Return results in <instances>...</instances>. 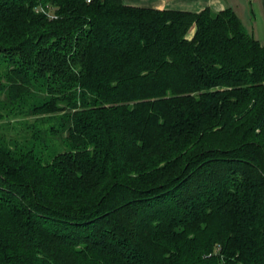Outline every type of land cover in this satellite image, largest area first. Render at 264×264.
<instances>
[{
    "label": "trees",
    "instance_id": "obj_1",
    "mask_svg": "<svg viewBox=\"0 0 264 264\" xmlns=\"http://www.w3.org/2000/svg\"><path fill=\"white\" fill-rule=\"evenodd\" d=\"M9 117L49 128L0 134V264H264V44L232 9L0 0Z\"/></svg>",
    "mask_w": 264,
    "mask_h": 264
},
{
    "label": "rangeland",
    "instance_id": "obj_2",
    "mask_svg": "<svg viewBox=\"0 0 264 264\" xmlns=\"http://www.w3.org/2000/svg\"><path fill=\"white\" fill-rule=\"evenodd\" d=\"M243 13L239 16L247 31L253 35L261 44H264V7L256 6L255 1L243 0ZM253 2V3H252ZM35 117H9L0 122V134L4 135L8 140L14 139L23 141L31 137L32 132L40 129L49 128V124L35 123ZM52 146L58 152L65 150L64 146L58 139L52 140Z\"/></svg>",
    "mask_w": 264,
    "mask_h": 264
},
{
    "label": "crops",
    "instance_id": "obj_3",
    "mask_svg": "<svg viewBox=\"0 0 264 264\" xmlns=\"http://www.w3.org/2000/svg\"><path fill=\"white\" fill-rule=\"evenodd\" d=\"M128 6L152 8V9H169L178 11H187L199 13L206 8L218 12L225 9H232L240 18V12L243 13V0H123ZM255 1L256 6L264 7V0ZM252 2V3H253ZM242 21V20H241ZM246 28V27H245ZM195 33V27L191 28L188 37L192 38Z\"/></svg>",
    "mask_w": 264,
    "mask_h": 264
},
{
    "label": "built area",
    "instance_id": "obj_4",
    "mask_svg": "<svg viewBox=\"0 0 264 264\" xmlns=\"http://www.w3.org/2000/svg\"><path fill=\"white\" fill-rule=\"evenodd\" d=\"M90 1V0H89Z\"/></svg>",
    "mask_w": 264,
    "mask_h": 264
}]
</instances>
